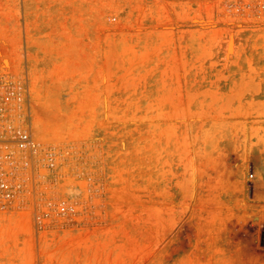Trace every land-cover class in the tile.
I'll return each mask as SVG.
<instances>
[{
	"label": "rangeland",
	"instance_id": "rangeland-1",
	"mask_svg": "<svg viewBox=\"0 0 264 264\" xmlns=\"http://www.w3.org/2000/svg\"><path fill=\"white\" fill-rule=\"evenodd\" d=\"M18 85L42 152L0 264H264L263 13L0 0L4 118Z\"/></svg>",
	"mask_w": 264,
	"mask_h": 264
},
{
	"label": "built area",
	"instance_id": "built-area-1",
	"mask_svg": "<svg viewBox=\"0 0 264 264\" xmlns=\"http://www.w3.org/2000/svg\"><path fill=\"white\" fill-rule=\"evenodd\" d=\"M224 1H234L245 10L264 14V0ZM14 94L17 99L15 106L27 99V115L23 118H4L5 102L0 103V211L12 209L20 201L24 190L34 185L35 165L42 152L33 133L27 89L18 85ZM46 155L51 160L52 153ZM49 165L52 166V163ZM57 209L63 215L74 212V207L64 201L58 203Z\"/></svg>",
	"mask_w": 264,
	"mask_h": 264
},
{
	"label": "bare ground",
	"instance_id": "bare-ground-1",
	"mask_svg": "<svg viewBox=\"0 0 264 264\" xmlns=\"http://www.w3.org/2000/svg\"><path fill=\"white\" fill-rule=\"evenodd\" d=\"M175 88V87H174Z\"/></svg>",
	"mask_w": 264,
	"mask_h": 264
}]
</instances>
